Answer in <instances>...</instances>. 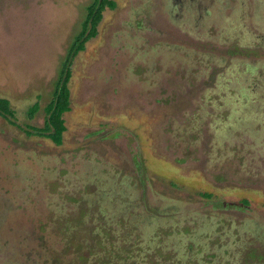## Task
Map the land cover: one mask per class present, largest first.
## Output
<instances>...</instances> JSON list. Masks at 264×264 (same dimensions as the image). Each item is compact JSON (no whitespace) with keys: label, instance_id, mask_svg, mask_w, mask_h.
Here are the masks:
<instances>
[{"label":"rangeland","instance_id":"1","mask_svg":"<svg viewBox=\"0 0 264 264\" xmlns=\"http://www.w3.org/2000/svg\"><path fill=\"white\" fill-rule=\"evenodd\" d=\"M91 1L0 0L20 126L43 124ZM112 1L61 144L0 117V264H264V0Z\"/></svg>","mask_w":264,"mask_h":264},{"label":"trees","instance_id":"2","mask_svg":"<svg viewBox=\"0 0 264 264\" xmlns=\"http://www.w3.org/2000/svg\"><path fill=\"white\" fill-rule=\"evenodd\" d=\"M115 3L112 0H92L85 8V17L81 23L79 32L70 42L66 56L61 62L59 75L51 99L43 107V124L41 126H20L8 106L6 99H0V117L10 125L19 129L26 136H35L50 139L54 144L60 145L64 126L62 114L69 109V92L67 84L71 76V65L76 55L84 50L85 43L96 35L97 26L102 20L103 11L106 8L113 9ZM40 111L39 104L35 103L27 111V117L33 119ZM114 256V255H113ZM103 264H115L113 261L103 259Z\"/></svg>","mask_w":264,"mask_h":264}]
</instances>
